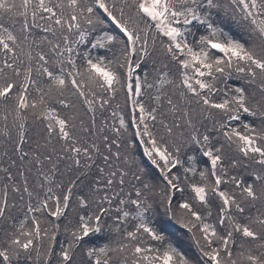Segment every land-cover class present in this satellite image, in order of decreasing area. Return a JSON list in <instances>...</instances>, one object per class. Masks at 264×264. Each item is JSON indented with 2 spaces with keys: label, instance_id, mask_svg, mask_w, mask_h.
Here are the masks:
<instances>
[{
  "label": "snow or ice",
  "instance_id": "1",
  "mask_svg": "<svg viewBox=\"0 0 264 264\" xmlns=\"http://www.w3.org/2000/svg\"><path fill=\"white\" fill-rule=\"evenodd\" d=\"M0 264H264V0H0Z\"/></svg>",
  "mask_w": 264,
  "mask_h": 264
}]
</instances>
